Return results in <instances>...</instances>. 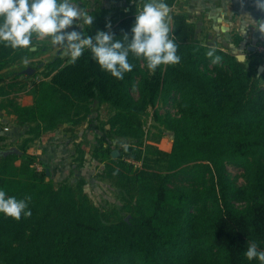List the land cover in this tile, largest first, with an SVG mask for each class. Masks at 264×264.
<instances>
[{"label": "trees", "instance_id": "obj_1", "mask_svg": "<svg viewBox=\"0 0 264 264\" xmlns=\"http://www.w3.org/2000/svg\"><path fill=\"white\" fill-rule=\"evenodd\" d=\"M129 1V12H91L93 23L82 33L94 37L97 31H110L116 38L125 33L131 38L136 7L143 0ZM164 2L171 9L178 0ZM171 18L178 64L150 72L146 61L130 54L134 67L120 80L103 71L86 48L75 62L47 72L49 80L31 77L33 106H13L17 125L32 136L23 144L63 125L82 127L95 103L109 105L115 111L111 131L135 143L125 150L111 137H102L94 150L93 158L105 164L103 176L122 195V208L111 210L91 202L84 180L55 184L48 170L38 172L30 163L15 171L22 156H5L0 148V190L17 200L30 196L26 211L32 213L18 221L0 213V264H260L243 253L249 242L264 251L262 57L250 52L246 61H239L200 41L186 15L173 12ZM37 41L34 35L24 49L0 42V99L30 76L4 72L34 57ZM213 47L221 57L216 64L206 56ZM174 95L180 97L181 116L155 113L163 130L149 137L144 116ZM166 132L173 135L170 152L157 145ZM228 165L245 172L244 186L231 180Z\"/></svg>", "mask_w": 264, "mask_h": 264}, {"label": "clouds", "instance_id": "obj_2", "mask_svg": "<svg viewBox=\"0 0 264 264\" xmlns=\"http://www.w3.org/2000/svg\"><path fill=\"white\" fill-rule=\"evenodd\" d=\"M254 7L264 13V0H254ZM170 12L164 0H143L142 7H136L131 38L127 33L116 38L110 31H97L94 37H89L85 33L65 31L74 22H79V26H91L93 23L94 17L90 11L75 0H0V42L12 49H24L29 48L34 35L38 40L50 38L51 44L61 46L73 62L87 48L103 71L122 80L124 74L134 67L128 60L130 54L146 61V68L150 72H155L161 65L180 62L178 45L175 38L170 36ZM240 26L244 34L251 28L264 37V17L254 19L246 13L240 16ZM107 27L110 29L111 25ZM215 53L214 47L206 53L213 64L221 60ZM30 200V196L21 200L6 197L5 191L0 190V213L17 221L22 214L30 217L31 210L26 211ZM243 255L250 261L256 259L264 264V251H258L255 242L247 243Z\"/></svg>", "mask_w": 264, "mask_h": 264}, {"label": "rangeland", "instance_id": "obj_3", "mask_svg": "<svg viewBox=\"0 0 264 264\" xmlns=\"http://www.w3.org/2000/svg\"><path fill=\"white\" fill-rule=\"evenodd\" d=\"M78 3L90 13L95 10H125L129 12V7L111 8L107 0H81ZM174 10L171 8L170 16ZM177 13V12H176ZM79 22H74L73 26L66 29V32L77 31L83 32L84 26H79ZM198 39L206 43L198 33ZM39 49V50H38ZM37 54L24 61L17 63L4 72L6 76L12 77L16 73H22L29 68H35L36 71L30 76L22 79L21 84L11 88L10 94L4 99H0V148L7 151L16 148L20 151L22 159L14 163V170L18 171L22 163L31 165V169L38 172H44L52 176L55 184L63 182L75 183L82 179L85 181V191L88 194L91 202L101 209L111 210L122 208V195L116 188L115 184L103 176L105 164L93 158L94 150L102 137H111L116 145H129L135 143L130 139H125L115 135L110 129L109 120L115 114V111L109 105H93L94 113L91 120L88 121L87 128L79 127L74 129L72 136L68 138L61 137L56 140H51L49 143L42 145L41 139L27 144H23L26 139H31L32 136L27 135V127L17 125L15 116L13 115L14 105H20L25 108H30L34 103L35 87L32 80H49L45 74L51 70L61 68L71 61V58L65 55L64 50L59 45H52L50 38L38 40L32 51H37ZM57 59L56 63L54 60ZM239 61H244L243 56ZM53 62V63H52ZM52 63V64H51ZM51 65L50 67H48ZM213 72L215 70L210 67ZM26 75V74H24ZM33 75L36 77L31 78ZM9 82L13 80L9 79ZM7 81V83H8ZM139 81V78H138ZM264 83V82H263ZM134 97L138 98V91L134 92ZM6 105L7 107H3ZM180 97L174 95L168 102L159 101L158 104L149 109V112L143 118V127L145 134L149 137L152 134L160 133L163 129L155 122L154 114L158 113L164 118L177 119L181 116ZM16 121V122H15ZM65 129H68L65 128ZM72 129V128H69ZM66 131V130H65ZM158 147L170 152L173 146V135L164 133L161 141L157 144ZM25 151L22 152L20 149ZM119 156L118 152H114ZM83 158V159H81ZM141 167V165H138ZM227 172L231 180L238 186L246 184L245 172L236 166L228 165ZM21 177H24L21 175ZM239 207L243 203H237ZM130 215H127L129 219Z\"/></svg>", "mask_w": 264, "mask_h": 264}, {"label": "crops", "instance_id": "obj_4", "mask_svg": "<svg viewBox=\"0 0 264 264\" xmlns=\"http://www.w3.org/2000/svg\"><path fill=\"white\" fill-rule=\"evenodd\" d=\"M107 2L111 8L127 9L130 5L129 0H107ZM172 10L189 17L195 24L197 33L209 45L216 46L238 59L244 56V61L250 52H257L262 57L260 67L263 70L259 72L264 73V37L251 28L244 34L240 26V16L246 13L251 14L254 19L264 17V13L255 9L254 0H178ZM83 126L87 128L88 122ZM67 127L68 129H65ZM73 131L75 130L69 129L68 125L60 126L54 133L43 137L41 144L45 145L62 136L68 138L72 136Z\"/></svg>", "mask_w": 264, "mask_h": 264}, {"label": "water", "instance_id": "obj_5", "mask_svg": "<svg viewBox=\"0 0 264 264\" xmlns=\"http://www.w3.org/2000/svg\"><path fill=\"white\" fill-rule=\"evenodd\" d=\"M243 58H245V57L243 56ZM239 59H241V57ZM30 70H32V69H27V70L23 71L22 74H30ZM262 70H263V68L260 67L259 71L261 72ZM19 153H20V151L16 148H12V149H9L7 151H2V154L5 156L12 155V154H19ZM113 156L117 157V154L113 153Z\"/></svg>", "mask_w": 264, "mask_h": 264}, {"label": "flooded vegetation", "instance_id": "obj_6", "mask_svg": "<svg viewBox=\"0 0 264 264\" xmlns=\"http://www.w3.org/2000/svg\"><path fill=\"white\" fill-rule=\"evenodd\" d=\"M29 69H32V70H30V74H28V75H31L33 72L36 71V70H34L33 68H29Z\"/></svg>", "mask_w": 264, "mask_h": 264}]
</instances>
